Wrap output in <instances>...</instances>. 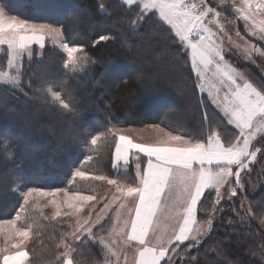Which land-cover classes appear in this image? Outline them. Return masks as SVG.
Wrapping results in <instances>:
<instances>
[{
	"label": "snow or ice",
	"instance_id": "6c2138e0",
	"mask_svg": "<svg viewBox=\"0 0 264 264\" xmlns=\"http://www.w3.org/2000/svg\"><path fill=\"white\" fill-rule=\"evenodd\" d=\"M123 3L134 12L133 28L151 20L168 34L185 60L193 91L207 93L219 116L213 121L205 114L198 136L156 125L160 135L153 142H139L114 126L87 132L83 142L88 154L70 173L68 184L74 185L77 179L100 182L108 186V195L71 187L22 190L14 218L0 219V264H34L29 244L42 234L44 222L51 221L67 225L56 244L61 249L57 264H79L85 252L93 264H129L127 253L118 247L121 244L134 250L132 264H175L181 246L198 245L211 229L210 213L223 198L221 189L231 180L241 185L242 173L251 170L258 154L264 155V85H255L227 58L231 49L224 45L231 37L220 10L226 0L218 4L211 0ZM231 8L250 35L264 41V0H239L238 4L233 0ZM62 36L58 27L20 19L0 7V51L6 50L8 69L0 71V82L19 86L24 58L33 55L34 46L44 49L46 40L59 41L66 69L76 71L88 63L86 46L62 40ZM112 38L101 34L92 46ZM243 53L251 60L256 53L264 56V49L248 42ZM44 91L64 110L75 112L72 100L66 101L51 87ZM102 145L110 150L116 177L97 174L89 167L97 161ZM132 166L134 171L129 173ZM230 195H237L236 187L230 188ZM50 206L54 211L45 215L44 209ZM198 211L205 214L203 222ZM162 217L174 221L170 233L168 227H161Z\"/></svg>",
	"mask_w": 264,
	"mask_h": 264
},
{
	"label": "trees",
	"instance_id": "16d2710c",
	"mask_svg": "<svg viewBox=\"0 0 264 264\" xmlns=\"http://www.w3.org/2000/svg\"><path fill=\"white\" fill-rule=\"evenodd\" d=\"M16 1L26 3L19 5ZM52 1L57 5L53 6ZM115 1L0 0L7 12L24 17L38 16L37 19L58 24L63 39L84 44L85 53L90 57L84 69L90 72L88 82L76 77L55 87L61 91L62 98L73 101L75 112L64 110L51 95L39 93L42 83L37 81L36 66L31 67L34 73L30 76L23 73L18 88L0 84V96L11 95V100L0 104V219L11 217L20 205L17 190L28 186H69L70 173L88 154L83 141L89 131L104 125L119 129L155 124L174 133L198 136L205 114L213 121L219 116L205 96L193 91L185 60L168 34L153 26L151 20L133 28L130 23V19H135L133 14L126 10L124 14L111 5ZM64 3L67 5L62 10ZM101 34L113 38L93 47V40ZM50 59H54L59 68L63 67V56L56 48H51L49 56L39 63L46 64ZM115 65L120 71L114 70ZM130 67L136 69L135 73L125 71ZM59 73L66 77L64 70ZM145 75L148 81L143 82ZM250 77L258 86L253 76ZM93 82L102 87L91 88ZM10 101L15 104L13 108ZM24 106L33 107L36 119H20ZM44 126L50 128V132L41 131ZM97 164H101V171L111 174L106 161ZM75 186L78 183L69 187L73 190ZM244 196L243 202L239 199L226 202L208 236L184 250L176 264H264V224L259 223L264 217V176L258 186L245 191ZM197 216L206 218L201 211ZM49 242H46L47 247H38L40 259L31 256L34 262L44 261L42 254L50 249ZM89 257L86 253L82 255L84 260H92ZM54 263L55 259L46 264Z\"/></svg>",
	"mask_w": 264,
	"mask_h": 264
},
{
	"label": "rangeland",
	"instance_id": "374dc122",
	"mask_svg": "<svg viewBox=\"0 0 264 264\" xmlns=\"http://www.w3.org/2000/svg\"><path fill=\"white\" fill-rule=\"evenodd\" d=\"M16 2H18V1H16ZM211 2L213 4H218L219 0H211ZM232 2H233V0H226V3L220 9L222 12L221 22L224 25V29H225L226 34L231 37V42L230 43L226 42L224 45L225 48L231 49V51L227 52V58L229 59V62L232 63L234 67H237L238 70H240L243 73V75L246 78H248L251 82H253L255 85H257L251 79L250 75L253 76L255 81L258 83V86L263 85L261 78L264 81V56L260 55L259 53H256V54L252 55L251 60H248L244 56L243 49L248 44V42L256 44L259 48L264 49V41H260L257 37H253L250 35V33L248 32V30L245 27L244 22L237 18V14L231 8ZM24 3H26V2H22V3L18 2L19 5L24 4ZM52 3H54V2L52 1ZM236 3L238 4L239 0H236ZM56 5L57 4H55V3L53 4V6H56ZM66 5L67 4L64 3L62 5L61 9L62 10H63V8L65 9ZM111 5L121 9V11L124 14H125V12H124L125 10L129 11L128 10L129 6L126 5L125 3H123V0H116ZM0 7L3 8V6L1 4H0ZM47 8H49V10L52 9V7H49V6H47ZM6 13H8L10 15H16V14H12V13L7 12V11H6ZM130 13L133 14V16L135 18L134 12H130ZM16 16L20 19H26V20L33 22V23L51 24L54 27L60 28L61 32H62V28L58 24L56 25L50 20L37 19L38 16L37 17H24V16H18V15H16ZM237 31H239V33H240L239 36L236 35ZM61 39L64 40L63 36L61 37ZM51 48H56L59 51V53L63 56V65H64V55H63L62 49L59 47V41L54 43L52 40H46L45 48L40 49L38 46H34L33 55L31 57H25L23 60L22 66H21V70L22 71L24 70L22 73H25L27 75V77L30 76L31 73H34L31 69V67L36 66V72L35 73L37 75V81L38 82L40 81V83H42V87L39 89V93L41 95H45V94L48 95L49 94L48 92L44 91V89L46 87H51L54 90L55 87L58 85V83H63L64 80L69 81V80H71V78L82 77L84 82L89 81L90 72H87V70H84V69L86 68V66L88 65L90 60L88 61V63L80 66L78 68V70H76V71H73L72 69H66L64 66L59 68L58 64L56 63V61L54 59H50V61L47 62L46 64L39 63V62H42L47 56H49V53L51 52ZM80 55L83 56L85 54L81 53ZM32 62L34 65L30 66V64ZM113 68L116 71H120V69H118V65H115ZM4 70H8L7 69L6 50L0 51V71H4ZM60 70L61 71L64 70V74L66 75V77H61L59 75ZM135 70L136 69L133 67H130L129 70L125 69L126 72L133 71L134 73H135ZM108 75L110 76L109 71H108ZM146 77L147 76L145 75L143 78V82L145 81ZM146 81H148V79H146ZM111 83H112V80H111V76H110L109 85ZM0 84H3L5 86L11 87V88H18L17 85H11V84H8L6 82H0ZM50 84H52L53 86H50ZM69 84L70 83H68L67 85L69 86ZM94 87L101 88L102 86L100 84H98L97 82H93L91 84V88H94ZM14 90H16V89H14ZM54 91H57V90L55 89ZM58 92H60V94H61V91H58ZM198 93H199V95L205 96L207 98V93H202L199 91H198ZM61 96L63 97V95H61ZM7 100H11V95L9 93H7L3 98H2V96H0V104H3V102L6 103ZM31 100H32V98H31ZM37 102L40 103V100ZM37 102H34V103L37 104ZM9 105L11 106V108H13V106L15 104H13V101H10ZM211 106L215 109V107L212 104H211ZM32 108L29 109V107L24 106L25 111L22 113L23 116H21L20 119H22V120L27 119V121L30 118L36 119L37 114L35 113V110L34 111L31 110ZM154 126H156V125L155 124L154 125L143 124L141 126H129L126 128H119V129H122L124 131V133L133 136L139 142H153L156 139H158L159 135H160V134H158V132ZM44 127L45 128H41V131H44V129H45L46 131L50 132V128H48L47 126H44ZM160 127L164 128L162 126H160ZM205 131H206V129H205ZM257 147H261V145L257 144ZM87 153H88V150H87ZM96 155L98 157L97 163H102L103 161H106V163H108L107 167L109 170H111V174H107V173L101 171L100 170L101 164L99 166V164L95 163L96 161H94V163L91 166H89L90 169L92 171H95L97 174H105V175H108L110 177H116L117 172H116V170H113L111 167V153L109 152L108 148L101 146L100 151L98 153H96ZM107 159H109V160H107ZM133 171H134V166H132L128 169L129 173H133ZM248 172H250V174ZM245 173H242L241 185L237 186L235 184L234 180H231L229 182V184H226L221 189L223 198L221 199L220 204L216 206L217 210L210 213V218H211L212 223L214 220L220 218L221 213L223 211V206L226 202L233 203L236 199H239L241 202H243L246 200L245 196H244L245 191L247 193V190H250L251 188H255L258 186V184L261 182V180L263 179V176H264V175H262V174H264V155L258 154L256 161L253 162V164L251 165V170L247 171V175H248L247 177L245 176ZM49 176H51V174H49ZM121 178L123 179V176H121ZM76 183H78V186H75L73 188V190H81V191H84L86 194H92V190L95 189V194L98 196L108 195V191H107L108 186L106 184H101L100 182L80 181L79 179H77ZM28 187H31V186H28ZM65 187H69V186H65ZM231 187H236V189H237V195L235 197L230 195V188ZM59 188H64V187H59ZM43 189L54 190L56 188L45 187ZM22 190H17V192H16L20 196V204L22 203ZM24 190H26V189H24ZM212 199L213 200L215 199L214 193L212 195ZM128 203H129V206H131V201H129ZM205 206L207 207V205H205ZM208 207H210V204H208ZM18 208H19V206L15 209V211L11 217H7V218L4 217L3 219L14 218L15 213L18 210ZM53 211H54V209L51 206L44 209L45 215H48V216H51ZM201 212H203V211H201ZM201 219H199V220L201 222H203L206 218H201ZM262 221H264V217L259 222L263 226L264 223H262ZM173 223H174V221H172L170 219H165L163 217L161 219V227L162 228L168 227L169 233L171 231V228L169 227V225H171ZM44 224H45V227L42 231V234L39 237L33 238L32 242H30V244H29L28 250L30 252V256L38 257V253H39L38 250H40V249H38V247L39 248L43 247V246L47 247L46 242L50 241L49 242L50 243V249H48L47 251H43V254H42V259H44V261L42 263H39L37 261V262H34V264H46L48 262V260H53V259H55L54 264H57L56 256L61 251V249H58L56 247V244L58 243V240H59V237H60L62 231L67 228V225L64 223H58L57 221L44 222ZM205 227L207 229V226H205ZM210 230H207V234L201 238L200 242L203 241L208 236ZM189 243L190 242H185L186 245H188ZM83 247H88V245H84ZM118 247H120L123 251H125L127 253L128 258H129V264H132V260L134 257V250L132 248L125 247L122 244L118 245ZM181 247H182V250H180L181 248L178 249V251L180 252V255H179V257L176 258L175 264L178 261H180V259H181L180 257L182 256V253L184 250L191 249L194 246H192V247L181 246ZM95 251H96V249L92 250L93 253ZM47 252H49V253H47ZM85 253H86V255H89L87 252H85ZM39 257H38V259H40ZM79 258H78L79 264H93V261L91 259L84 260V259H82V257H79Z\"/></svg>",
	"mask_w": 264,
	"mask_h": 264
}]
</instances>
